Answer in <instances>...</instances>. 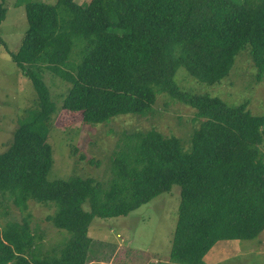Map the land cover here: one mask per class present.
<instances>
[{"label":"trees","instance_id":"16d2710c","mask_svg":"<svg viewBox=\"0 0 264 264\" xmlns=\"http://www.w3.org/2000/svg\"><path fill=\"white\" fill-rule=\"evenodd\" d=\"M25 10L28 27L9 52L32 81L38 104L19 117L11 146L0 154V193L9 192L23 210L31 199L54 205L47 220L71 237L52 253L32 232L31 217L8 222L0 227V264H87L96 217L128 216L175 184L181 202L174 264H203L219 241L254 239L264 231V114L252 113L247 102L230 106L191 93L174 78L183 67L200 82L219 83L249 48L261 78L264 0H28ZM6 14L0 3V25ZM82 29L90 47L74 73L65 64ZM40 68L71 83L62 107L81 113L85 123L153 115L158 94L167 93L195 109L191 149L154 127L124 132L107 183L78 175L49 181V122L57 106Z\"/></svg>","mask_w":264,"mask_h":264},{"label":"rangeland","instance_id":"374dc122","mask_svg":"<svg viewBox=\"0 0 264 264\" xmlns=\"http://www.w3.org/2000/svg\"><path fill=\"white\" fill-rule=\"evenodd\" d=\"M27 1L0 0L7 8L6 18L0 25V34L6 41L0 44V154L11 146L19 117L25 110H35L38 104L32 81L16 65L9 52L17 50L28 27ZM36 1L55 4L57 0ZM75 1L79 4L90 2ZM87 34L88 31L81 30L65 64V68L74 73L90 47ZM39 72L57 106L49 122V143L53 149L49 181L78 175L107 183L112 177L111 156L124 132L154 127L165 136L179 137L185 149H191L190 135L193 128L198 127L195 109L172 100L167 93L158 94L153 115L120 114L107 122L85 123L81 113L62 107L71 83L43 68ZM174 78L182 89L191 93L219 97L230 106L247 102L252 113L264 114V75L258 78L250 48L236 55L231 72L219 83L200 82L183 67L178 69ZM261 149L264 152V143ZM5 194L0 193V227L8 222L22 224L29 216L32 232L44 244L45 250L59 252L67 245L70 232L47 220V216L56 211L54 205L31 199L27 210H23L14 203L9 192ZM180 202V186L175 184L169 192L158 195L128 216L96 217L89 229L92 242L87 264H174L170 252ZM85 209H89L88 204ZM203 264H264V231L254 239L219 241L205 255Z\"/></svg>","mask_w":264,"mask_h":264}]
</instances>
